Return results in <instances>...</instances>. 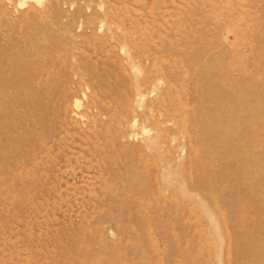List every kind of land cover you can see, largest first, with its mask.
<instances>
[{"label": "rangeland", "instance_id": "374dc122", "mask_svg": "<svg viewBox=\"0 0 264 264\" xmlns=\"http://www.w3.org/2000/svg\"><path fill=\"white\" fill-rule=\"evenodd\" d=\"M0 264H264V0H0Z\"/></svg>", "mask_w": 264, "mask_h": 264}]
</instances>
